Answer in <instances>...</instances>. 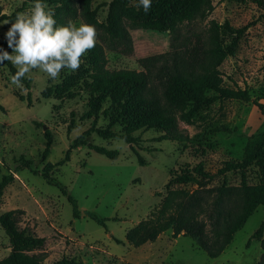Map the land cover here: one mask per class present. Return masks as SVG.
Instances as JSON below:
<instances>
[{
  "label": "rangeland",
  "instance_id": "obj_1",
  "mask_svg": "<svg viewBox=\"0 0 264 264\" xmlns=\"http://www.w3.org/2000/svg\"><path fill=\"white\" fill-rule=\"evenodd\" d=\"M112 1L92 0L98 20L96 41L104 49L107 68L139 70V58L169 50L168 28L134 29L123 20L109 28L107 15ZM136 3L138 0L131 2ZM211 3L213 9L205 18L181 24V35H189L192 40L191 35L204 36L211 20L232 27L249 24L234 54L225 58L220 70L226 87L246 88L253 99L264 103V0ZM32 4L33 0H0V14L27 11ZM45 4L48 9L52 7ZM5 21L9 20L0 22V42L12 54L6 35L11 24ZM71 22L78 27L83 21L76 18ZM87 71L85 60L78 70L63 69L56 80L33 69L26 83L22 82L23 88H18L11 84L12 75L5 62L0 65V180L12 175L0 195V214L20 210L19 226L45 238L42 264L63 257L80 264H257L261 238L251 235L261 224L264 227L262 205L216 258H210L187 236L172 237L170 230L138 247L125 239L126 231L146 218L165 195L171 174L200 162L213 175L209 186L240 183V171L221 169L227 160H240L247 138L264 128L257 106L252 101L217 99L203 107L191 123L178 121L186 135L183 142L157 141L161 133L152 128L135 131L133 135L139 140L133 146L144 160L141 164L130 144L121 138L130 117L122 110L123 102L114 103L107 95L95 93L100 108L90 112V93L83 87ZM46 130L52 144L43 160ZM84 132L87 143L72 148L69 159L49 172L76 199L81 212L74 218L67 195L55 183H48L41 172L48 162L62 160ZM88 143L117 150L118 156L111 159L97 153ZM27 160L31 161L30 168L25 167ZM244 173L249 183L261 180L255 166ZM88 212L105 219V227L86 215ZM9 250L8 236L0 226V259Z\"/></svg>",
  "mask_w": 264,
  "mask_h": 264
},
{
  "label": "trees",
  "instance_id": "obj_2",
  "mask_svg": "<svg viewBox=\"0 0 264 264\" xmlns=\"http://www.w3.org/2000/svg\"><path fill=\"white\" fill-rule=\"evenodd\" d=\"M46 2L52 5L50 10L55 13L57 26L66 25L76 18L94 28L98 24L97 11L92 7V0H43V3ZM131 2L132 0H113L109 4L108 27L111 28L123 20L134 29L168 28L171 35L169 50L139 58V70L110 69L106 67L104 49L96 41L95 47L81 60L88 64V79L83 80V87L90 93V112L100 108L97 97H94L95 93L107 95L114 103L123 102L122 110L130 114V117L123 127L121 138L130 144L141 164L144 160L133 146L139 140L138 136L133 135L135 131L152 128L161 133L157 141L183 142L186 135L178 121L191 123L192 118L203 107L217 99L252 101L264 119V103L259 98L253 99L246 88L226 87L220 70L225 58L234 54L249 24L232 27L228 23L219 24L211 20L204 36L191 35L194 36L192 40L189 35H181V24L205 18L213 9L211 0H152L147 13L142 6L137 7L138 3L132 5ZM19 10L10 15L0 14V22L15 21ZM2 51L6 50L3 42H0V52ZM4 62L11 75H14L16 69L11 62ZM22 82L26 83V79ZM209 91L214 94L210 95ZM56 92L61 94L60 91ZM27 95L29 99L30 93ZM0 109H3L1 104ZM86 132L72 142L62 160L56 164L48 162L41 172V176L48 183H55L67 195L74 218H79L81 212L76 199L49 172L55 165L63 164L69 159L72 148L87 143L84 141ZM44 135L46 145L42 151L43 160L50 153L52 144L49 130ZM88 147L111 159L118 156L117 150L104 146L88 143ZM24 163L25 167L30 168L31 161ZM250 166L257 168L261 176L259 183L247 181L244 172ZM221 170L240 171V183L230 185L222 182L217 186H209L213 175L205 171L200 162L171 174L166 183L165 195L146 218L126 231V241L138 247L155 241L162 233L170 230L172 237L187 236L210 258L218 257L256 208L264 206V128L247 138L240 160L225 161ZM11 178L12 175L3 176L0 180V195ZM20 213V210L15 209L0 214V226L8 236L10 248L9 253L0 259V264H42L45 238L26 227L21 228L18 224ZM86 215L105 227V219L96 213L88 212ZM263 231L261 224L251 235V238H261L262 253L257 264H264ZM52 264L80 263L76 259L63 257Z\"/></svg>",
  "mask_w": 264,
  "mask_h": 264
},
{
  "label": "clouds",
  "instance_id": "obj_3",
  "mask_svg": "<svg viewBox=\"0 0 264 264\" xmlns=\"http://www.w3.org/2000/svg\"><path fill=\"white\" fill-rule=\"evenodd\" d=\"M152 0H138L137 7L147 13ZM55 13L47 8L43 0H33L32 7L18 12L14 22L7 32L8 51L0 52V65L10 61L16 69L10 77V82L18 88H23L22 80L33 69L45 73L56 80L63 69L78 70L81 58L96 44V29L87 23L77 27L71 21L66 25L57 26Z\"/></svg>",
  "mask_w": 264,
  "mask_h": 264
},
{
  "label": "water",
  "instance_id": "obj_4",
  "mask_svg": "<svg viewBox=\"0 0 264 264\" xmlns=\"http://www.w3.org/2000/svg\"><path fill=\"white\" fill-rule=\"evenodd\" d=\"M84 214V213H83Z\"/></svg>",
  "mask_w": 264,
  "mask_h": 264
}]
</instances>
